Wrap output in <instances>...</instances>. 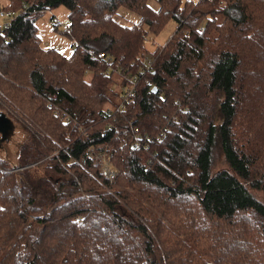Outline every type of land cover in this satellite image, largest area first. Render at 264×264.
I'll return each instance as SVG.
<instances>
[{
    "label": "trees",
    "instance_id": "obj_1",
    "mask_svg": "<svg viewBox=\"0 0 264 264\" xmlns=\"http://www.w3.org/2000/svg\"><path fill=\"white\" fill-rule=\"evenodd\" d=\"M150 1L0 7L18 13L0 26V98L42 129L25 130L14 165L0 158V264H264V0ZM59 6L68 57L37 35ZM122 9L138 21L118 22ZM99 144L113 182L87 157Z\"/></svg>",
    "mask_w": 264,
    "mask_h": 264
},
{
    "label": "rangeland",
    "instance_id": "obj_2",
    "mask_svg": "<svg viewBox=\"0 0 264 264\" xmlns=\"http://www.w3.org/2000/svg\"><path fill=\"white\" fill-rule=\"evenodd\" d=\"M197 2L198 0H184ZM8 0H0V7L4 6ZM151 7L157 8V4L154 0H151ZM120 14V16H119ZM116 20L123 25H132L138 21V16L127 10H120L116 16ZM56 27L53 25L56 24ZM3 22L0 19V26ZM69 25L68 10L64 6H59L52 10H47L36 21L37 35L41 41L40 45L43 49H53L68 57L73 52V43L65 34V29ZM176 24L173 20H168L164 27L156 34H149L145 41V48L148 51L145 60L147 63L151 59L150 53L157 47L164 45L168 39L172 36L175 30ZM200 67V65L198 64ZM199 69H197L198 71ZM0 111L3 112L13 124V130L11 135L4 141H0V158L7 160L10 164L14 165L17 160L18 149L20 145L25 141L27 132L25 130H32L33 133H38L42 129L26 115H24L14 104L8 105L0 98ZM37 130V131H36ZM73 160L68 162V165ZM224 167L223 160L216 159L215 169ZM117 173H118V168ZM255 197L264 202V194L261 191H253Z\"/></svg>",
    "mask_w": 264,
    "mask_h": 264
},
{
    "label": "built area",
    "instance_id": "obj_3",
    "mask_svg": "<svg viewBox=\"0 0 264 264\" xmlns=\"http://www.w3.org/2000/svg\"><path fill=\"white\" fill-rule=\"evenodd\" d=\"M17 14L18 13L14 12L13 10H0V19L3 22L2 26L3 27L9 26L10 22L16 17ZM68 29L69 27L67 26L65 31H68ZM98 57L106 61L111 60V56L105 55L104 53H99ZM150 68L151 66L148 65L145 70L141 69L138 74L131 75L126 78L127 84L123 86L121 90V93H120L121 102L119 106L116 107L115 111L122 109L124 106V103L133 97L135 93V86L137 84L139 77H142L143 74H145L147 70H150ZM146 85L150 86V83L147 82ZM55 114H57V112H55ZM161 138L162 136L158 137L157 141H160ZM135 140H136V143L134 144V146H138L141 144V146L144 148H147L148 147L147 143L151 141V139L148 137H146L143 143L138 142V137H136ZM86 152H87V157H89L90 159L93 160L94 163H97L99 165L100 172L105 176V178L109 180L110 182H113V180L115 179L117 175V169L110 158L108 146L106 144H99L96 146L90 145L87 148Z\"/></svg>",
    "mask_w": 264,
    "mask_h": 264
},
{
    "label": "water",
    "instance_id": "obj_4",
    "mask_svg": "<svg viewBox=\"0 0 264 264\" xmlns=\"http://www.w3.org/2000/svg\"><path fill=\"white\" fill-rule=\"evenodd\" d=\"M155 88L153 89V91ZM13 124L3 112L0 111V141L6 140L12 133Z\"/></svg>",
    "mask_w": 264,
    "mask_h": 264
}]
</instances>
